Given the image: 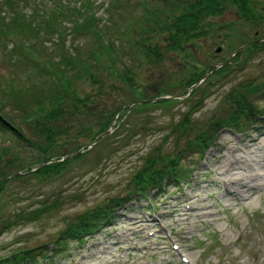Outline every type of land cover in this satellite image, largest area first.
<instances>
[{
  "label": "rangeland",
  "instance_id": "rangeland-1",
  "mask_svg": "<svg viewBox=\"0 0 264 264\" xmlns=\"http://www.w3.org/2000/svg\"><path fill=\"white\" fill-rule=\"evenodd\" d=\"M17 1L18 6L11 9L0 0V10L4 12L1 15L5 16L0 15L1 28L6 29L5 22H12L15 13L20 16L31 13L40 21L36 11L52 12L58 0ZM62 1L74 6L79 0ZM91 1L101 35L113 44L111 54L116 68L125 71L130 67L134 71L138 90L142 92V97L137 95L140 97L135 106L160 97L184 99L180 85L167 88L171 95L149 96L158 94L164 82L172 83L192 68L200 69L203 65L216 68L218 62L232 60V47L239 40L228 34L235 30L252 34L261 29L257 33L264 36L262 25L247 22L232 7L208 21L214 25L207 38L187 45L185 51L165 54L160 65L141 64L143 55L134 41L143 36L156 38L146 27L154 24L156 13L162 17L170 13L177 0ZM60 21L66 30L62 37L45 28H38L35 34L22 32V28L13 29L15 25L7 26L8 31L0 37V112L24 133L21 138L0 125V153H5L0 160L3 167L11 171L36 166L37 151L23 139H45L44 134L38 135L41 132L35 130L34 124L59 102L60 98L51 103L49 97L57 91L64 92L62 83L66 77L73 83L72 93L84 99V103L78 104L71 97L72 101L61 102L63 115L57 120V137L68 139L69 148L80 147L74 154L81 157L53 176L29 177L28 181L12 179L1 195L7 212L23 206L37 208L44 198H48L47 202L55 198L62 201V197L66 200L42 218L17 222L0 232V257L28 247L35 248L37 264H264V115L243 132L222 129L203 155L196 149L188 152L182 164L191 170L180 184L171 182L162 192L131 199L116 210L110 222L100 224L81 240L67 237L66 246L55 242L68 217L107 197L122 194L152 147L161 144L164 152L173 149L175 138L166 136L196 100L193 97L168 106H141L128 116L114 119L107 132L95 138L97 119L136 96L121 77H116V72L110 71L108 60L101 63L91 56L97 45L93 36L72 30L69 14ZM65 55L72 60L84 59L97 81L78 73L77 66ZM227 70L225 76L207 87L208 95L190 120L209 119L221 106L226 92L240 80L264 78V50L243 54ZM42 100L46 111L38 107ZM257 100L264 107V99ZM224 115L219 113L220 117ZM251 137L256 140L250 142ZM227 142L233 147L251 145L254 151L245 148L250 156L241 160L244 175L261 173L257 176L258 185L248 195L239 182H228L229 176L220 169V164L227 163L234 153L224 145Z\"/></svg>",
  "mask_w": 264,
  "mask_h": 264
},
{
  "label": "trees",
  "instance_id": "trees-1",
  "mask_svg": "<svg viewBox=\"0 0 264 264\" xmlns=\"http://www.w3.org/2000/svg\"><path fill=\"white\" fill-rule=\"evenodd\" d=\"M15 1L17 0H3L5 2L4 6L13 9L18 6L16 5L18 1ZM173 4L174 8L170 13H167L165 17L156 13L154 24L146 27L148 32L154 34L156 38L152 39V37L143 36L134 41V46L143 55V59L140 61L141 64L160 65L163 60L162 57L165 54L185 51L187 45L191 43L195 44L197 41L207 38L211 34L214 25L213 22L209 23L208 21L211 18L220 16L232 7L247 22L264 27V2L260 0H177ZM258 4H260L259 7ZM1 13H4L3 10H0V15ZM15 14L16 17L13 18L12 22H5L6 29L0 27V37L1 34H5V30L8 31L7 26L11 25H15L13 29L22 28V32L25 30L33 32V34L37 33L38 28H45L46 31L52 32V34L56 33L58 37H62L66 30L61 25L60 18L66 14L71 15L72 30L80 34H89L96 39V48L91 50V56L95 58V61L102 63L108 60L110 71L116 72V77H121L130 88L132 94L136 96L127 104L115 107L108 115L97 119L98 125L97 131L94 133L95 138H100L107 132L114 119L119 120L123 116H128L134 111H138L141 106L150 104L168 106L173 102L189 101L193 97H196V100L184 112L183 118L172 125V132H169L166 136V139L170 137L175 138L176 141L173 149L164 152L161 144L152 147L143 159L141 166L131 175L129 183L122 194L107 197L104 201L99 202L93 207H89L81 213L68 217L64 221V229L57 233L55 239V242H58L60 246H66L67 237L73 240H81L84 234L92 233L100 224L110 222L116 210L126 202L131 201V199L147 198L153 191L162 192L169 185L168 183L171 182L180 184L183 182V179L189 176L191 170L182 164L184 156L188 152L196 149L200 155H203L205 149L212 144L216 135L222 129L243 132L251 128V124L264 115V107H260L261 105L257 102V98L260 100L264 99V78L259 76L242 79L235 83L222 98L221 106L213 112L209 119L205 121L190 120V116L201 107V100L205 98L206 94L208 95V86L225 76L228 71L227 69L239 62L243 54L246 55L250 54L251 51L264 50V36L257 33L261 29H256V32L252 34L248 31L242 32L240 30H235V33L228 34H233L232 36L239 40L232 47L234 49L232 51V55L234 54L232 60L226 59L220 61L218 62L219 66L216 68L215 65L207 66L203 64L200 69L196 67L192 68L183 77L174 82H164L158 94L149 96V98H155L161 95H171L172 91L168 92L169 89L167 88L171 85H180L184 89V96H186L184 99L160 97L154 102H142L135 106L136 101H138L137 98L140 97H137V95H141L142 97V92L138 90L134 71L130 67H127L125 71L116 68V60L111 54L113 44L101 35V28L97 22V16L93 11L91 0H79L78 5L74 6H70L69 1H66L64 4L62 0H58L55 2L52 12H46L44 9L36 11L35 14L41 18L40 21H37L31 13H25L22 16L17 13ZM2 17L5 18L4 15ZM64 58L69 61L72 60L68 55H65ZM246 58L248 57L246 56ZM72 62L77 66L78 73H82V75L97 81L94 72L90 69V65L84 59L75 58ZM57 70L55 68L54 72L58 75L59 72ZM208 73L211 74L206 77ZM62 84L64 85V92L57 91L55 95L49 97L51 103L53 99L56 103L58 102V98L60 100L56 105L48 109V112L45 109L43 100L38 103L39 109L43 108L46 113H44L43 120L37 118L34 127L37 132H41V135L38 134L39 136L44 134L45 139H23L37 151L36 166L10 171L0 164V232L13 224H17V222H29L42 218L51 213L52 210L57 209L66 200L65 197H62V201L55 198L47 202L48 198H44L37 208L23 206L13 212H7V209L3 207L4 202H1V195L10 180L19 179V181H28L27 178L29 177L43 178L53 176L54 173H57L62 168H66L73 161L81 157V154H74L80 147H77V149L69 148V141H66L68 139L57 137V126L59 124L57 120L59 116L63 115L61 102L66 103L72 101V99H76V104L84 103L83 98L72 93L75 92V89L72 87L73 83L68 77H66V81ZM219 113L225 114V117H220ZM0 125L12 134L24 138L22 130L1 112ZM86 131L88 129H85ZM3 157H5V153H0V160ZM20 171H25V174H22ZM34 250L35 248H19L9 255L0 257V264H37V259H34Z\"/></svg>",
  "mask_w": 264,
  "mask_h": 264
},
{
  "label": "bare ground",
  "instance_id": "bare-ground-1",
  "mask_svg": "<svg viewBox=\"0 0 264 264\" xmlns=\"http://www.w3.org/2000/svg\"><path fill=\"white\" fill-rule=\"evenodd\" d=\"M255 140H256L255 137L254 138H252V137L250 138V142H253ZM224 145L228 146V149L230 151H234V153L230 154V156L227 158V160H228L227 163L223 162L222 164H220L221 165L220 169L223 168L224 169V173H226V175L229 176L228 182H229V180H232V181H234L236 183L239 182V184L241 185L239 187H241L242 191H244L245 194L248 195V193H250V191L253 188H255L254 186L258 185L257 176L261 175L260 172L259 173L256 172L254 174L249 173V174H245V175L242 172L244 162L241 161V160H245L246 161L248 156H250L249 155L250 152L245 151V148H247L246 150H249V149L251 150V147H250L251 145L245 144L243 146V148L240 147V146L233 147L232 143H228V142L226 144H224ZM253 152L254 151L251 150V153H253ZM237 154L240 156V160H237V156H236ZM263 166L264 165H262V167ZM241 174L243 175V178H241L242 176L240 177ZM203 207L204 206H202V208Z\"/></svg>",
  "mask_w": 264,
  "mask_h": 264
}]
</instances>
